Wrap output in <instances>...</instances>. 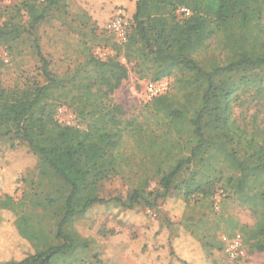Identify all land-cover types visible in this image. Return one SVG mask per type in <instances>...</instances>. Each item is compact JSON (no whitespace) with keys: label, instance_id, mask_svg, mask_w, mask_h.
<instances>
[{"label":"trees","instance_id":"obj_1","mask_svg":"<svg viewBox=\"0 0 264 264\" xmlns=\"http://www.w3.org/2000/svg\"><path fill=\"white\" fill-rule=\"evenodd\" d=\"M57 2H25L28 29L15 16L0 21V46L33 36L41 76L20 86L0 81V137L26 143L42 184L2 201L35 248L10 264H82L90 244L74 221L103 202L99 183L120 174L133 182L128 208L153 207L170 190L186 200L219 192L252 213L243 237L251 252H264V127L255 113L235 114L264 105V0H100L109 12L123 9L130 23L123 56L138 72L150 70L154 81L181 73L178 92L152 97L153 118L143 121L113 99L128 77L117 49L105 59L90 55L70 76L49 70L31 30ZM212 40L217 55L206 54ZM64 105L75 124L57 118Z\"/></svg>","mask_w":264,"mask_h":264},{"label":"rangeland","instance_id":"obj_2","mask_svg":"<svg viewBox=\"0 0 264 264\" xmlns=\"http://www.w3.org/2000/svg\"><path fill=\"white\" fill-rule=\"evenodd\" d=\"M44 0H0V21L15 16L21 29H28V14L23 4L43 6ZM58 0L32 33L58 77L71 73L94 56H113L128 69V77L115 90L113 99L123 106L126 117L143 121L152 119L151 99L146 87L153 82L151 71L134 66L124 58L123 42L106 25L115 9L109 12L100 0ZM112 5L117 4L109 0ZM129 32V31H128ZM33 36L23 33L20 39L0 46V81L4 86H20L30 80H41L40 62L34 53ZM215 40V39H214ZM207 55L218 50L215 42ZM180 71L168 80V93L178 92ZM246 108V112H244ZM255 113L257 123L264 127V105L235 108V114L249 119ZM57 118L75 124L71 109L57 108ZM129 174L108 177L98 185L103 202L91 205L76 217L74 228L89 240V249L80 256L82 264H261L264 252H251L244 240V228L254 223V216L244 207L216 192L208 198L196 196L186 200L170 190L153 207L138 204L128 208L132 188ZM150 182V188L154 187ZM42 190L37 158L26 143L16 137H0V264H10L33 254L34 246L17 232L12 210L2 205L5 196L14 200L22 194ZM121 199L122 202L114 199ZM30 204V203H29ZM28 204V206H29ZM240 233L244 255L228 259L221 236ZM79 261L73 263L78 264Z\"/></svg>","mask_w":264,"mask_h":264},{"label":"built area","instance_id":"obj_3","mask_svg":"<svg viewBox=\"0 0 264 264\" xmlns=\"http://www.w3.org/2000/svg\"><path fill=\"white\" fill-rule=\"evenodd\" d=\"M183 10L184 8H181V11ZM106 27L113 31L122 42L126 41L130 23L126 19L122 8H115L112 13V17L107 22ZM168 88V80L166 78H162L150 82L146 87V92L149 97H154L167 92ZM221 241L224 245V252L228 259L234 261L244 255L242 237L240 233L236 232L231 235H223L221 236Z\"/></svg>","mask_w":264,"mask_h":264}]
</instances>
